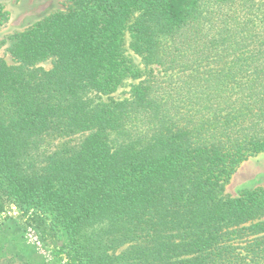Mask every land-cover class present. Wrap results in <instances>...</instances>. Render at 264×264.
Wrapping results in <instances>:
<instances>
[{
	"label": "trees",
	"instance_id": "1",
	"mask_svg": "<svg viewBox=\"0 0 264 264\" xmlns=\"http://www.w3.org/2000/svg\"><path fill=\"white\" fill-rule=\"evenodd\" d=\"M2 45L0 224L64 264H264V186L224 193L264 153V0H65Z\"/></svg>",
	"mask_w": 264,
	"mask_h": 264
},
{
	"label": "rangeland",
	"instance_id": "2",
	"mask_svg": "<svg viewBox=\"0 0 264 264\" xmlns=\"http://www.w3.org/2000/svg\"><path fill=\"white\" fill-rule=\"evenodd\" d=\"M64 2L65 0H0V3L11 13L8 22L0 28V40L13 31L26 27L43 15L62 8ZM127 53L134 58L135 63L143 72L141 57L131 54L129 50ZM0 57L8 64L15 63L4 45L0 46ZM42 66L49 69L51 63L48 61ZM139 80L126 79L111 96L116 99L128 97L131 86ZM260 186H264V153L256 154L243 161L226 182L224 193L237 196L244 189H254ZM0 263L64 264L38 241V235L34 229L23 226L21 220L16 217V213L5 217L0 224Z\"/></svg>",
	"mask_w": 264,
	"mask_h": 264
}]
</instances>
